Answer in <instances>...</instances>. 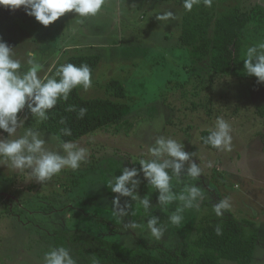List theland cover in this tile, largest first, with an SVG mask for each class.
<instances>
[{"label":"rangeland","instance_id":"374dc122","mask_svg":"<svg viewBox=\"0 0 264 264\" xmlns=\"http://www.w3.org/2000/svg\"><path fill=\"white\" fill-rule=\"evenodd\" d=\"M235 8L264 11V3L218 0L217 15ZM169 10L178 19H156ZM183 13L174 0H106L95 17L83 19L66 13L47 27L34 17L15 18L0 27L1 36L18 41L14 52L22 62H26L27 52L36 54L42 76L54 75L55 68L72 56L98 55L92 87H78L79 93L86 99L114 100L108 84L120 81L127 94L120 100L129 104L127 118L135 122L130 129L114 126L82 138L78 143L89 149L87 163L76 171L62 170L42 184L29 180L26 171L0 165V264H42L43 254L55 246L54 231L67 229H83L158 255L157 248L168 249L183 262H190L201 251L196 242L203 229L225 219L237 222L246 236H258L253 264H264V110H259L264 107V86L252 85L245 73L238 79L211 72L207 58L199 60L201 56H192L182 47ZM245 35L248 40H264V25H252ZM18 116L27 117L18 132L38 130L51 147H58L57 136L42 130L41 122L27 109ZM217 117L232 126L231 151H211L200 142L202 131ZM158 135L183 142L185 151L204 169L198 181L181 178L206 192L200 207L186 210L179 226L167 221L176 204L166 211L158 199L159 191L150 184L138 183L137 200L120 198L121 206L126 202L130 206L129 215L122 219L114 215L111 204L118 194L106 186L109 177L119 176L123 167H136L140 159L152 158L148 148ZM4 137L7 133L0 131V138ZM208 161L213 163L211 168L206 167ZM172 183L174 192L182 190L183 184L175 178ZM144 197L150 204L147 215L168 225L161 241L147 232L124 228L132 221L146 220L139 205ZM225 197H230L232 207L217 217L213 205ZM100 219L113 221L123 230L112 231Z\"/></svg>","mask_w":264,"mask_h":264},{"label":"clouds","instance_id":"9594fccd","mask_svg":"<svg viewBox=\"0 0 264 264\" xmlns=\"http://www.w3.org/2000/svg\"><path fill=\"white\" fill-rule=\"evenodd\" d=\"M264 3V0H259ZM200 0H183L185 11L191 12ZM206 7H212L213 0H203ZM106 4V0H0V6L10 10L23 8L25 14L41 25L47 27L58 21L66 13L87 19L97 16ZM158 21L178 19L169 10L156 16ZM26 62L17 58L14 47H11L0 37V131L7 133V137L0 138V165H7L12 170L27 172L29 180L45 183L65 169L76 171L82 164L87 163L89 149L78 142L64 141L60 137L58 147H51L38 130L22 129L25 119L18 116L23 110L28 112L38 122L46 121L49 113L58 101H67L71 92L77 87L88 90L92 87V69L82 63L60 64L55 68L54 75L40 73L41 65L36 61L34 52H27ZM243 60V72L255 77L258 84H264V40L248 46ZM85 108H80L79 117L86 114ZM63 123V121H61ZM63 134L71 136V131L63 129ZM208 135L201 137L205 145L217 151H231L232 126L223 117H217L214 124L207 129ZM151 159H140L136 167H123L119 176L112 175L107 181V188L111 193L118 194L112 199V209L115 216L123 218L129 215V204H120L121 197L139 199L135 189L139 183L140 173H143L149 184L159 191V201L168 207L176 204L175 210L167 216L168 224L179 226L184 220L186 210L199 208L205 197V190L197 183H185L181 178L198 181L204 173L199 163L193 161L192 153L185 151L184 143L172 137L156 136L154 143L148 148ZM187 162V166H186ZM212 161L206 167L211 168ZM170 170V171H169ZM183 184L182 190L174 192L173 179ZM131 184L129 188L127 185ZM146 215L144 222L132 221L124 224V228L147 232L155 241H161L167 231L166 224L154 215H147L150 204L144 197L139 200ZM230 197H225L213 205L217 217H222L231 209ZM132 215H135L132 212ZM216 235H222L218 225ZM42 264H78L72 250L64 246L50 247L43 254ZM98 264V261H94Z\"/></svg>","mask_w":264,"mask_h":264},{"label":"trees","instance_id":"16d2710c","mask_svg":"<svg viewBox=\"0 0 264 264\" xmlns=\"http://www.w3.org/2000/svg\"><path fill=\"white\" fill-rule=\"evenodd\" d=\"M174 1L183 7V0ZM217 5L218 0H213L212 7H206L203 0H200L199 5L194 6L191 12L183 8L180 45L192 52V56L196 54L201 56L199 60L207 58L211 72L243 79L246 49L256 43L255 40H248L245 34L252 25H264V11L258 8L246 10L235 8L234 11L219 16ZM15 18L29 16L25 14L23 8L13 11L6 6H0V27L9 25ZM0 37L11 47L18 45V41L13 37L1 35ZM67 63L77 66L86 63L91 67L93 76L100 63V57L77 55L70 57ZM247 78L252 85L264 86L258 84L255 77ZM107 89L116 99H86L81 96L77 87L67 101H58L55 108L50 111L49 118L41 122V129L64 141L73 142L114 126L130 129L135 124L127 118L131 107L123 102L124 100H120L127 95L124 85L120 81L112 80ZM80 108L87 110L83 118L79 117ZM260 109L264 110V107H259ZM65 128L71 131V136L63 134L62 130ZM207 135V130L202 131L201 137ZM200 142L207 149L217 152L216 149L205 145L201 139ZM139 167L137 163L136 168ZM138 179L140 185L149 184L143 173H140ZM99 222L109 226L112 231L123 230V226L108 219H100ZM218 225L222 229V235L219 236L215 232ZM53 240L55 246L71 249L80 264H94V261H98V264H223L221 260L253 264L255 248L259 241L256 234L246 236L243 228L232 219L213 222L203 229L201 237L196 242L201 251L190 262H183L177 253L168 249L157 248L160 252L158 255L146 249H136L110 241L83 229L54 231Z\"/></svg>","mask_w":264,"mask_h":264},{"label":"crops","instance_id":"0c3cea01","mask_svg":"<svg viewBox=\"0 0 264 264\" xmlns=\"http://www.w3.org/2000/svg\"><path fill=\"white\" fill-rule=\"evenodd\" d=\"M248 29H250V27L248 28ZM258 35V33L256 34V36ZM252 223V222H251Z\"/></svg>","mask_w":264,"mask_h":264}]
</instances>
